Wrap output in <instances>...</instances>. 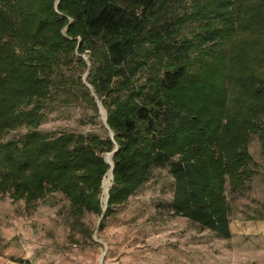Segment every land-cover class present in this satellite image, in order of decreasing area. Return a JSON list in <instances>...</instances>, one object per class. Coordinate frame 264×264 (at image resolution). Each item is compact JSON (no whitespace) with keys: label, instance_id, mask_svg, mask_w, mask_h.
<instances>
[{"label":"trees","instance_id":"16d2710c","mask_svg":"<svg viewBox=\"0 0 264 264\" xmlns=\"http://www.w3.org/2000/svg\"><path fill=\"white\" fill-rule=\"evenodd\" d=\"M167 1L0 0V137L15 127L29 128L20 139L0 142V194L11 193L12 200L34 207L47 194L60 192L75 217L100 215L110 168L102 155L107 152L112 184L99 229L154 168H167L173 178L171 214L218 238L231 237L225 174L231 189L249 177L247 135L235 141L230 155L217 138L202 140L199 107L181 90L184 81L193 80L189 53L213 51L217 41L234 32H256L264 58V0H193L180 16L165 13ZM187 28L191 36L182 32ZM84 52L86 81L105 109L113 139L75 132L50 137L36 129L54 85L53 66L62 57L71 67L75 53L83 63ZM73 80L76 98L88 101L98 115L90 89L80 77ZM233 80L240 95L260 94L259 77L247 73ZM199 81L200 86L211 82L207 75ZM246 111L242 123L249 130L260 128L256 121L264 117V107L251 104ZM208 130L218 135L216 124ZM204 142L217 144L207 149ZM91 232L86 230L88 236Z\"/></svg>","mask_w":264,"mask_h":264},{"label":"rangeland","instance_id":"374dc122","mask_svg":"<svg viewBox=\"0 0 264 264\" xmlns=\"http://www.w3.org/2000/svg\"><path fill=\"white\" fill-rule=\"evenodd\" d=\"M192 1L168 0L165 13L180 16L189 11ZM182 32L186 36L193 33L188 28ZM262 45L256 32L237 31L224 42L217 41L213 51L190 52L193 80L184 81L187 86L181 90L183 95H192V104L199 107L202 140L217 138L230 155L235 141H244L245 135L248 138L251 159L246 169L250 172L244 185L231 189L225 174L230 238H218L189 219L172 215L168 203L173 178L167 168H154L149 180L104 220L102 229L98 213L75 217L69 200L60 192L47 194L34 207L12 200L11 193L0 194V264H264V117L256 121L260 128L254 130L241 121L249 105L264 107ZM80 57L83 63L77 62L74 54L71 67L65 66L61 57L52 68L54 85L36 128L50 137L63 132L109 134L99 109L96 115L88 101L76 98L77 91L71 87L74 78L82 81L88 71L87 53ZM247 73L262 80L260 86L255 84L260 94L250 98L240 95L233 80ZM200 75H207L211 82L200 86ZM202 107L208 108L201 113ZM214 119L218 135L208 130L210 124L215 125L211 123ZM28 129L15 127L0 137V142L20 139ZM214 143L202 145L209 149ZM220 151L226 153L223 148ZM105 153L102 155L110 168L106 188L100 194L103 207L112 184L113 165L110 153Z\"/></svg>","mask_w":264,"mask_h":264},{"label":"water","instance_id":"95a60500","mask_svg":"<svg viewBox=\"0 0 264 264\" xmlns=\"http://www.w3.org/2000/svg\"><path fill=\"white\" fill-rule=\"evenodd\" d=\"M57 2H58V1H57ZM57 2H56V4H57ZM79 44H80V41H78L77 46H79ZM77 54H78V53H77ZM78 55H79V54H78ZM80 56H81V55H80ZM88 64H89V62H88ZM87 74H88V71L82 76V82H83L88 88H90L91 95L94 97L95 102H96V104H97V106H98V109H99V111H100V113H101V110H105V109H104V107L102 106L101 101H100V100L97 98V96L95 95V93H94V91L92 90L91 86L86 82ZM105 114H106V112H105ZM104 122L106 123V116H105ZM106 127H107V129L109 130V136H110V138L113 139V132L110 130V128H109V126L107 125V123H106ZM114 143H115V142H114ZM117 148H118V146H117V144L115 143L114 148H113L110 152H113V154H114L115 151L117 150ZM104 160H105V159H104ZM112 168H113V165H112V167H111V171H112ZM107 199H108V194H107ZM106 203H107V201H106ZM101 208H102V213L100 214V220H101V218L103 217V212H104L105 209H106V204H105L104 207L101 205ZM101 258H102V257H101Z\"/></svg>","mask_w":264,"mask_h":264},{"label":"bare ground","instance_id":"6f19581e","mask_svg":"<svg viewBox=\"0 0 264 264\" xmlns=\"http://www.w3.org/2000/svg\"><path fill=\"white\" fill-rule=\"evenodd\" d=\"M101 116H102V119L104 120L105 118H104V114H105V111L104 110H101ZM111 153H113V152H111ZM105 161H106V159H105ZM106 163H107V161H106ZM102 185H103V183H102Z\"/></svg>","mask_w":264,"mask_h":264}]
</instances>
